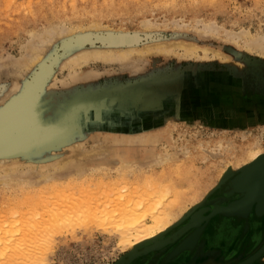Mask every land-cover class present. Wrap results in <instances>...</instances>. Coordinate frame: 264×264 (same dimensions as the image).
I'll use <instances>...</instances> for the list:
<instances>
[{
    "label": "rangeland",
    "instance_id": "rangeland-1",
    "mask_svg": "<svg viewBox=\"0 0 264 264\" xmlns=\"http://www.w3.org/2000/svg\"><path fill=\"white\" fill-rule=\"evenodd\" d=\"M110 1L0 0V112L19 102L37 111L34 123L33 111L31 115L30 125L35 127L31 140L19 141L18 151L0 148L13 150L11 155L0 154V182L6 185L0 184V250L7 252L5 260L23 238L27 248L21 252L31 254L33 249L43 264H122L133 249L119 245L118 238L99 224L100 212L109 210L117 187L134 183L130 186L134 188L145 176L163 175L165 182L170 180L184 193L185 212L163 239L142 249L158 248L146 250L130 264H189L194 253L198 264H264V253L255 257L262 245L264 214L254 209L246 216L219 213L205 220L200 252L198 246L192 251L179 248L191 230L182 240L162 246V240L192 224V216L201 209L228 207L247 193L245 186L244 193L228 190L250 166L249 142L258 138V149L264 151V0ZM91 11L96 13L90 15ZM121 36L127 40L118 39ZM154 44L173 49L141 54L140 48ZM189 44L197 46L194 53L181 46ZM246 44L253 47L247 50ZM202 47L211 49L205 55ZM130 48L135 50L125 60L89 55L93 50ZM149 94L152 101L145 100ZM239 109L246 114L243 118ZM241 118L255 122L251 126ZM152 138L159 139L155 146ZM128 149L133 153L130 158L137 159L136 168L156 150H168L176 160L147 167L148 172L129 170L130 176L127 170L124 182L114 156ZM103 152L113 156L111 165L89 178L22 185L37 178L40 167L33 172L34 165L52 170L51 164L68 154L65 159L72 157L62 164L67 167L77 160L100 161ZM81 153L84 159L79 158ZM100 180L121 182L112 188L103 187ZM172 192L164 204L174 202ZM59 215L62 222L55 220Z\"/></svg>",
    "mask_w": 264,
    "mask_h": 264
},
{
    "label": "bare ground",
    "instance_id": "bare-ground-1",
    "mask_svg": "<svg viewBox=\"0 0 264 264\" xmlns=\"http://www.w3.org/2000/svg\"><path fill=\"white\" fill-rule=\"evenodd\" d=\"M74 1V0H72ZM93 1V0H92ZM109 1V0H108ZM169 1V0H168ZM167 1V2H168ZM97 2V1H96ZM112 2V0L110 1V3ZM166 2V1H165ZM64 3V2H63ZM84 3V2H83ZM93 3V2H92ZM108 3V2H106ZM105 3V4H106ZM119 3V2H118ZM75 4V3H74ZM87 4V3H86ZM101 4V3H99ZM113 4V3H112ZM83 6V5H82ZM104 6V5H103ZM75 5L73 6L72 9H74L75 11ZM96 7V6H95ZM101 7V6H100ZM107 4H106V8H107ZM81 8V7H80ZM13 9V8H12ZM83 9V7H82ZM30 10V9H29ZM90 10V9H89ZM93 10V8H92ZM96 10V9H94ZM72 11V10H71ZM85 11V10H83ZM92 12L93 13H96L94 11H91V14L92 15ZM106 12V11H105ZM104 12V13H105ZM71 13V12H70ZM80 14V13H79ZM99 14H102L101 12ZM81 15V14H80ZM106 17V16H105ZM101 18V16H100ZM240 36V35H239ZM238 36V38H239ZM243 38V37H242ZM118 39H123V40H127V37L125 36H121L119 37ZM236 40L237 39H234V37H231V40ZM166 45V44H165ZM164 44H154L152 46L151 45L149 46H145L144 48H140V51H142L141 54H146V53H149L150 51H157V52H161V51H165V52H170L172 51V47L171 49L169 48H166ZM195 45V44H194ZM194 45H181L185 52L186 53H194L196 50H197V46H194ZM167 46V45H166ZM242 46V45H241ZM246 48L247 50H250L253 46H251L250 44H246ZM259 45H257L258 47ZM263 46H261L262 48ZM208 48V47H207ZM259 49L260 46L258 47ZM203 49V47H202ZM211 48H208V49H203L204 52H205V55L206 53L208 54L209 51H210ZM264 49V48H263ZM262 49V50H263ZM130 50V51H129ZM129 50H125V49H120V50H108V51H101V50H93L92 53H90L89 55H91L92 57H96V56H101L103 57V59L106 61V60H111V59H117V58H120L121 60H125L127 59L128 57V53H131L133 50L135 49H132L130 48ZM257 50V49H256ZM262 50H260L262 52ZM139 51V50H138ZM214 51V50H213ZM212 51V52H213ZM218 51V50H217ZM115 52H118V54H115ZM264 52V51H263ZM216 53V51H215ZM214 53V54H215ZM219 54H221V56H223V53L218 51ZM260 53V52H259ZM213 54V55H214ZM218 55V54H216ZM87 56V55H86ZM224 58V57H223ZM227 58V57H226ZM221 59V58H220ZM152 86V85H151ZM157 87V86H156ZM149 88V87H148ZM146 89V88H145ZM153 89V88H152ZM151 90V89H150ZM145 91V90H144ZM148 92V91H147ZM151 93V91H150ZM185 93V92H184ZM216 93V92H215ZM187 94V93H186ZM233 94V93H232ZM153 96V95H152ZM152 96H150V94L148 96H146L145 100L146 101H152L153 98ZM32 97V96H30ZM144 97V96H143ZM184 98V97H183ZM233 98V97H232ZM29 99V98H27ZM44 100V98H43ZM238 100V99H237ZM29 101H32L29 99ZM42 101V100H40ZM39 101V102H40ZM46 101V99L44 100ZM179 101V100H178ZM187 101V100H186ZM221 101V100H220ZM14 102V101H13ZM37 104L39 103L38 100H36ZM145 102V101H144ZM180 102V101H179ZM189 102V101H188ZM198 102V101H197ZM16 103V102H15ZM14 103V104H15ZM20 104L18 105H15L12 107V109H8L7 111L4 110V112H0V148H4V149H12L14 148L15 151H18L19 148H17V144L19 143V141L23 140V142L26 140V139H30L32 136H33V127L34 126H31L30 125V120L32 118V111H33V123H34V120L37 121V111L34 107H31L29 105H27L25 102H19ZM31 102H29L30 104ZM44 103V102H43ZM181 103V102H180ZM11 105V104H10ZM40 105V104H39ZM42 105V103H41ZM45 104H43L44 106ZM151 105V104H150ZM154 105V104H153ZM189 105V104H188ZM181 106V105H180ZM187 106V105H186ZM42 107V106H41ZM219 107V106H218ZM228 107V106H227ZM244 107V106H243ZM179 108V107H178ZM177 108V109H178ZM184 108V107H183ZM217 108V107H215ZM222 108V107H221ZM229 108V107H228ZM32 109V110H31ZM44 109V108H43ZM41 109V110H43ZM218 109V108H217ZM251 109V108H250ZM195 110V109H194ZM197 115H200L199 114V111H202L204 110L202 106L198 107L197 108ZM228 110V109H227ZM227 110L225 112H227ZM181 111H183L181 109ZM213 111V110H212ZM223 111V110H222ZM221 111V112H222ZM240 113L238 116H245V114H243V111L241 109L238 110ZM43 112H46L43 110ZM218 112V111H217ZM171 113V111H170ZM204 113V112H203ZM216 113V112H215ZM236 113V112H235ZM39 114V113H38ZM43 115V113H41ZM226 114V113H225ZM170 115V114H169ZM210 115V114H209ZM212 115V114H211ZM224 115V114H223ZM43 116H46V113L43 115ZM42 116V117H43ZM201 116V115H200ZM218 117V119L220 120L218 114L216 115ZM39 117V116H38ZM151 117V116H150ZM166 117V116H165ZM177 117V116H176ZM41 118V117H40ZM46 118V117H44ZM243 118V117H242ZM241 118V119H242ZM240 119V120H241ZM170 120V119H169ZM243 120V119H242ZM245 120V119H244ZM243 122H247V124L249 125H253L252 122H255L253 119H251V123H249L247 120ZM249 120V119H248ZM143 121V120H142ZM163 121H164V118H163ZM194 121V120H193ZM233 121V120H232ZM231 121V123H233ZM37 123V122H36ZM169 123V122H168ZM236 123V122H235ZM40 124V123H39ZM153 124V123H152ZM165 124V123H164ZM34 125V124H33ZM38 125V124H37ZM131 125V124H130ZM161 125V124H160ZM158 126V125H157ZM235 126V124H234ZM159 127V126H158ZM214 127V126H213ZM35 128V127H34ZM154 128V127H153ZM152 128V129H153ZM145 130V129H144ZM36 133V131H35ZM171 134V133H170ZM145 139V138H144ZM143 139V140H144ZM258 138L254 139L253 141H250L249 142V146L248 147H251V149L249 150V153L246 155V159L248 160L246 162V165H255L258 163V166L256 167V169H254V172H252L250 174L251 178H250V190H249V193L252 189V195L250 197L247 198V196L249 194H247V196L245 197H241V199H237L234 203V206H233V210H235L236 212H241V211H247L249 210V212L251 213L253 211V209L255 208V206H258V204L261 206V208H264V151L263 150H260L258 149L259 147V141H257ZM260 139V137H259ZM31 140V139H30ZM157 141H159V139L157 138H152L151 142H152V145L154 144V146L156 145L155 143H157ZM26 142V141H25ZM143 142V141H142ZM162 143V142H161ZM160 143V144H161ZM200 143V142H199ZM132 144V143H131ZM159 144V143H158ZM219 144H220V141H219ZM222 144V143H221ZM104 144H102L103 146ZM106 145V144H105ZM104 145V147H105ZM27 145L23 146L22 149L24 150ZM163 146V145H162ZM80 147V146H79ZM100 147V146H99ZM103 147V149H104ZM128 147V146H127ZM129 147H132L131 145ZM95 148V147H94ZM102 148V147H100ZM107 148V147H106ZM109 148V147H108ZM107 148V150H108ZM162 148V147H161ZM262 148V147H260ZM78 149V148H77ZM81 149V148H80ZM14 151V153H16ZM89 151V150H88ZM106 151V150H105ZM187 151V150H186ZM13 150H10V151H0V154H5V155H11L10 153H12ZM91 152V149L90 151ZM95 152V151H94ZM99 152V151H97ZM129 152L132 153V150L131 149H128V151L126 150V152L124 154H119V153H116L118 155L115 154L114 156V161L116 162V165L117 167L116 168V171H118V174H119V177L122 179V181L124 182H127L125 181V178H126V175L124 174L125 171H133V170H137L139 171L140 173H142V171H147V169H153L152 167H155L156 165H167L170 161H175L176 160V157L173 156L170 154V151L168 150H164V151H160V150H156L155 153H152L150 154L148 157H147V160L140 164H138L137 168L134 167L136 166L135 164H137V159L133 156V158H130V156H132ZM172 152V151H171ZM87 153V152H84V154ZM82 154V153H81ZM80 154V155H81ZM82 154V157H79L78 155L75 156L76 157H79V158H83L85 155ZM106 154V153H105ZM180 154V153H179ZM187 154V152H186ZM69 155V154H68ZM68 155H65L68 156ZM84 155V156H83ZM88 155V153H87ZM92 155V154H91ZM90 155V156H91ZM95 155V153H94ZM93 155V157H94ZM100 155V154H99ZM103 155H104V152H103ZM182 155V154H181ZM184 155V154H183ZM189 155V157H191V154H187ZM63 156V155H62ZM89 156V155H88ZM87 156V159H89ZM96 156V155H95ZM106 155H104L105 157ZM65 157L61 158L63 159L62 161L60 162H54L52 161L53 164L52 167L53 169L51 170V168H44L43 167H46V166H33V172L36 170V168L40 167V170H36V177L35 179H33V182L31 180V182L29 183H23L22 185L25 184V188L26 186L27 187H33V186H37L39 184H43V183H49V182H52V181H61L62 179H69V178H74L73 180H77L78 178H89L88 176H91L93 173L95 172H99L101 170V167H102V170L103 171H106L104 169V167L106 168L107 166L105 165H108L110 164L111 165V158L113 157H103L100 159V161H97V160H94V161H90V162H87V163H81L79 160H77L75 163L72 164V166H64L66 165L69 159V157H72L71 155L69 157H67L65 159ZM99 157V156H97ZM45 158V157H44ZM74 158V157H73ZM78 158V159H79ZM86 158V157H85ZM180 158V157H179ZM2 159V158H0ZM59 159V158H58ZM84 159V158H83ZM92 159V157L90 158ZM70 160V159H69ZM74 160V159H72ZM180 160H182V157L180 158ZM45 161V160H44ZM49 161V160H48ZM57 161V160H56ZM87 160L85 159V162ZM136 161V162H135ZM181 162V161H179ZM190 162V161H189ZM43 163V162H42ZM41 163V164H42ZM50 163V162H49ZM49 163H47V166L49 165ZM135 163V164H134ZM176 164L178 162H175ZM188 163V162H186ZM239 163V162H238ZM55 164H58V166H56ZM61 164V166L59 165ZM64 164V165H62ZM179 164V163H178ZM181 164V163H180ZM183 164V163H182ZM55 165V166H53ZM62 167V168H59ZM239 166V164H238ZM245 166V164H244ZM36 167V168H35ZM110 167V166H109ZM146 167V168H145ZM148 167V168H147ZM160 167V166H159ZM178 167V166H177ZM66 169L67 171L65 172H62V169ZM180 168V167H179ZM196 168V167H195ZM240 168V167H239ZM15 169V168H14ZM232 169V168H231ZM237 169V168H235ZM12 172L14 171L13 169H11ZM111 168H109V172H110ZM182 171V168L180 169ZM189 170V169H188ZM188 170L186 171H182V173H186ZM234 170V169H232ZM130 171L129 173H126V174H129L130 176ZM144 171V172H145ZM8 172V171H7ZM11 172V171H10ZM8 172V174L10 173ZM15 172V171H14ZM123 172V173H122ZM134 172V171H133ZM132 172V173H133ZM148 172V171H147ZM227 171H225V173H223L222 178L225 176ZM111 173V172H110ZM136 173V172H134ZM181 173V172H180ZM188 173V172H187ZM13 174V173H12ZM109 174V173H108ZM229 174V173H228ZM104 175V174H103ZM113 175V174H112ZM116 175V174H115ZM114 175V176H115ZM133 175V174H132ZM12 176V175H11ZM15 176V175H14ZM107 176V175H105ZM34 177V176H33ZM109 177V176H108ZM128 177V176H127ZM10 178V177H9ZM6 177V179H9ZM18 178V177H17ZM115 178V177H114ZM129 178V177H128ZM163 178V175L162 176H145L143 177L142 180H138L140 183L138 184V186L136 187H130L132 184L134 183H129L130 185H128V183H126L124 186L122 187H117V192H114V194L116 195V197L113 199V202H111L109 204V210H107V208H101L102 211L100 212L101 213V218L100 216H98L100 219L99 224L102 225V226H105L107 228V230H109L111 234H113L114 236H116L118 238V242H119V245H121L122 247H127V248H132V254L129 255V260L132 259L138 250L144 248L145 246H147L148 244L150 243H156L157 241L163 239V237L169 232V230L171 228H173L172 226L174 225V223L177 221L179 222L181 220V218H179L185 211V207L183 204L184 200H186L185 198V195L184 193H179V189H177V187H175L173 184L170 183V180H166V182L164 181ZM2 179V178H1ZM12 179V177H11ZM22 178H20V180L18 181H23L21 180ZM224 179V178H223ZM5 180V177L4 179ZM181 180V179H180ZM7 181V180H5ZM25 181V180H24ZM231 181V180H230ZM27 182V181H26ZM121 182V181H120ZM119 181H106L104 182V180H100L99 184H101L103 187H116V186H113V185H117L120 183ZM2 182H0L1 184ZM4 185V182L2 183ZM6 186V185H4ZM8 187V186H7ZM141 187V188H140ZM229 187V186H228ZM106 189V188H105ZM227 189V188H226ZM230 190L228 191H242V193H244L245 191H248V190H245L244 188V183H242L241 179H235L231 182V185L229 187ZM245 190V191H244ZM172 192V194L175 192L176 194V198L174 200V202L172 203H169V204H164V201H165V198ZM244 191V192H243ZM229 193V192H228ZM104 194V193H103ZM102 194V195H103ZM107 194V193H106ZM174 194V195H175ZM226 196V195H225ZM171 197V196H169ZM227 197V196H226ZM104 198V197H102ZM101 199V197H100ZM107 199V198H106ZM170 199V198H169ZM173 199H174V196H173ZM216 199V198H215ZM103 200V199H101ZM172 200V199H171ZM93 201V200H92ZM104 201V200H103ZM107 201V200H106ZM173 201V200H172ZM96 203V200H94L92 203L95 205ZM98 202V201H97ZM212 202V201H211ZM233 202V201H232ZM225 203V202H224ZM71 204V203H69ZM90 204V203H89ZM93 204L89 205V206H93ZM97 204V203H96ZM99 204V202H98ZM101 204V202H100ZM99 204V205H100ZM104 204V202L102 203ZM77 205V204H76ZM84 205V204H83ZM99 205L97 206V208L99 207ZM197 205H199L197 203ZM229 205V204H228ZM71 206V205H70ZM68 206V207H70ZM73 206V205H72ZM71 206V207H72ZM201 206V205H199ZM70 207V208H71ZM81 207V206H80ZM85 207V206H84ZM95 207V206H94ZM92 207V208H94ZM102 207V206H100ZM106 207V206H105ZM230 207V206H229ZM229 207H225L223 205H215L213 208H210V207H207L205 209H201L200 211H198L197 213H195V216H196V219L194 221L195 224H193L191 227H189V229H187L185 232L179 234L177 237L174 238V240H182L191 230V234H189V236L184 239L181 244L179 245L180 247L179 248H189L188 250H191V249H194L195 247L198 246V249L201 245V242H205V239H204V235L201 231V225L203 224V222L205 220H208L210 219L211 217H213L215 214H219V213H223L224 210H227V208ZM62 209V208H61ZM89 209V208H88ZM91 209V208H90ZM89 209V211H91ZM179 209V211H178ZM190 209H193L190 208ZM68 210V209H67ZM72 210V208H71ZM78 210V209H77ZM87 210V209H86ZM182 210V211H180ZM66 211V210H65ZM193 211V210H192ZM70 212V211H69ZM79 212V211H78ZM98 212H99V209H98ZM61 215H64V214H68L66 212L63 211V213L60 211ZM73 216V213L70 212ZM97 213V212H96ZM78 214V213H77ZM92 214V213H91ZM93 214L95 215V213L93 212ZM99 214V213H98ZM239 214V213H238ZM59 215V217H56L55 220L57 222H62L63 219H61V217L63 218V216ZM89 215V214H88ZM68 216V215H67ZM66 217V216H65ZM96 218V217H95ZM97 220V221H98ZM193 220V219H192ZM11 222V221H10ZM9 222V223H10ZM13 222V221H12ZM11 222V223H12ZM176 222V223H177ZM64 223V222H63ZM14 224V223H13ZM190 224V223H189ZM107 225V226H106ZM187 225V224H186ZM16 226V225H15ZM15 226H12V227H15ZM11 225H10V228H12ZM18 227V226H17ZM104 227V228H105ZM182 227V226H181ZM255 227H257L255 225ZM7 228H8V224H7ZM192 228V229H191ZM195 229V231L193 230ZM5 230V229H4ZM189 231V232H187ZM3 234V233H2ZM10 234V233H8ZM7 234V235H8ZM183 234V235H182ZM12 235V234H10ZM27 236V234H24ZM182 235V236H181ZM9 236V235H8ZM8 236H6V238L8 239ZM171 236V235H170ZM181 236V237H180ZM5 237V236H4ZM13 237V236H12ZM19 238V236H17ZM3 238V236L1 237ZM26 238V237H25ZM28 238V237H27ZM166 238V237H165ZM262 245H261V248H263L264 250V232L262 233ZM10 239V237H9ZM21 240L23 238H20ZM14 240H17L18 239H13ZM20 242H16V248L13 249L12 251H10V253H8V256L6 257V260H5V255L7 252H3L2 250H0V264H43L42 260H41V257L39 256V253L35 252L33 254V249H32V253L30 254L29 252H27L25 254V251L27 250H23V252H21L22 249H26L27 247H25V245H23V243H26L23 239V241ZM3 241V239H2ZM12 241V238L11 240ZM9 241V245H10V242ZM28 241V240H27ZM166 240H162V242H164ZM174 241V242H176ZM5 242V240H4ZM7 243V242H5ZM14 243V242H13ZM11 243V244H13ZM27 244V243H26ZM31 244L26 245L28 247H31L30 246ZM165 245V244H164ZM162 245V246H164ZM259 246V245H258ZM140 247V248H139ZM176 251L178 252L179 249ZM260 248V249H261ZM1 249V247H0ZM3 249V247H2ZM29 249V248H28ZM5 250V249H4ZM29 251V250H28ZM38 251V250H37ZM192 251V250H191ZM200 252V249L198 250ZM37 253V255H35ZM27 254H30V255H27ZM173 255V254H171ZM127 257V258H128ZM126 258V259H127ZM124 259V260H126ZM200 258L198 257L197 253H194L193 254V257L191 258L189 264H198V260ZM123 260V261H124ZM203 262V261H202ZM187 263V262H186ZM184 263V264H186ZM206 263H210L211 262H206ZM188 264V263H187ZM214 264V263H213ZM217 264V263H216Z\"/></svg>",
    "mask_w": 264,
    "mask_h": 264
},
{
    "label": "water",
    "instance_id": "water-1",
    "mask_svg": "<svg viewBox=\"0 0 264 264\" xmlns=\"http://www.w3.org/2000/svg\"><path fill=\"white\" fill-rule=\"evenodd\" d=\"M258 166V163L257 164H255V165H250L245 171H243V173L241 174V175H239L236 179H241V181H242V183H244V186L247 188V193L245 194V196H247V194H249L248 196H247V198L248 197H250L251 195H252V189H251V191H250V193H249V190H250V187H251V185H250V178H251V176H250V174L252 173V172H254V169H256V167ZM245 196H243V197H245ZM241 199V198H240ZM235 201H233L232 203H230L229 204V208H227V210H224L223 211V213H226V214H231V215H243V216H246V215H248L250 212H249V210H247V211H241V212H236L235 210H233V206H234V204L236 203H234ZM254 210H255V212L258 214V215H263L264 214V208H261V206L258 204V206H255V208H254ZM239 213V214H238ZM216 215V214H215ZM197 216V215H196ZM196 216H195V214L192 216V219H193V223L192 224H189V225H187L186 227H183L182 229H180V231L178 232V233H176L175 235H173L170 239H168V240H166V241H164V242H162V245H164V244H166V243H169V242H172V241H174V238L175 237H177L179 234H181V233H183V232H185L187 229H189V227H191L193 224H195L194 223V221H195V219H196ZM153 248H158V246L157 245H152V246H149L148 248H145V249H141V250H138L137 251V253H136V255L132 258V259H130L129 260V257L126 259V260H124L123 261V263L122 264H130L131 263V261L133 260V259H135L137 256H139L140 254H142L143 252H145L146 250H148V249H153ZM264 253V250H263V248H261V249H259V251L256 253V255H255V257H259L261 254H263Z\"/></svg>",
    "mask_w": 264,
    "mask_h": 264
},
{
    "label": "crops",
    "instance_id": "crops-1",
    "mask_svg": "<svg viewBox=\"0 0 264 264\" xmlns=\"http://www.w3.org/2000/svg\"><path fill=\"white\" fill-rule=\"evenodd\" d=\"M243 111V110H242ZM246 115V114H245ZM252 119V118H251Z\"/></svg>",
    "mask_w": 264,
    "mask_h": 264
}]
</instances>
